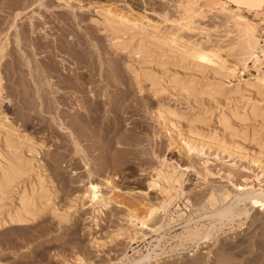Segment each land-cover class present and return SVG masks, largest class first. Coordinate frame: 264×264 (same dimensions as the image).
Listing matches in <instances>:
<instances>
[{
    "label": "rangeland",
    "instance_id": "rangeland-1",
    "mask_svg": "<svg viewBox=\"0 0 264 264\" xmlns=\"http://www.w3.org/2000/svg\"><path fill=\"white\" fill-rule=\"evenodd\" d=\"M0 1L4 2L5 0ZM25 1L22 0L21 2H24L25 4L26 2H31L29 0H27L26 2ZM45 1H47V3L50 2L49 4L52 6V8L49 9L50 13H45L43 10L39 9L37 3H33L31 4L32 6L23 11L24 15L21 14L23 17L21 18L22 21L18 19V22L21 21L22 24H28L29 20H31L36 24L38 23V25L40 24L39 27L37 26V29L42 28L40 33L46 36L48 42H50L54 38L57 30H50L51 24L48 23L49 21L47 20H49V18H47V16H56V13L60 12L63 13L64 16L71 17L72 12L70 8L57 6L54 0ZM184 1L185 0H70L69 2L73 4L74 7H81L79 10L74 11L75 13H77L78 17L82 18V22L79 23V28H76L77 31L79 30L81 34H84V29L90 31L92 34V41H95L93 43V45H95L89 47L91 51H93L92 48L95 47L94 51L98 53L97 55L96 52H92L94 54L92 57V60L94 61L93 63L99 64L103 60V63L105 64H107L108 62L112 64V62L116 61V63L114 62L116 66L117 62L120 63L118 64V67H121L120 72L122 73L124 81L126 80L127 83L131 86L134 83L133 74H131L130 71L126 70V67H131L132 65L131 68H133V66H137L138 64L136 62H132L134 61V59L132 58H136L138 56H129L127 50L124 51L123 49L122 51L120 50V52L118 51L116 54L113 52L112 48L109 45V41L106 40L108 38H106L103 33L101 34V32L97 30L98 28L94 27V24L89 21L90 17L99 19V14L94 11H100V9L110 8V10H113V12L116 10L115 12L117 14L122 15L123 13H125L124 16H128L127 18L130 20H136L138 16H142L145 18L143 20V23L156 27L159 31H161V33L178 31V34H181V36L184 37V40H188V38H190L192 41L202 42L204 46L212 48L214 51H216V54L219 56V58L225 61L224 64L226 67L232 66L236 59L235 56L228 51L236 32V27L232 22L233 13H230V11H234V13H239L245 16L249 21L255 24L260 23L262 20L260 17L254 16V12H247L246 9L242 6L234 5L228 0H197L193 8L195 10V13L197 12V14L200 15L194 17V27H196V30H180L179 25L182 23V21L178 17L179 11L176 6L178 3L183 4ZM217 1L222 3L221 7L215 6L213 4V2ZM2 2V5L0 4V13H2L0 14V20L8 21L11 17H9V15L7 14L8 11L6 12L4 10V6L6 5L7 0L6 3L4 2V4ZM22 3H20L21 5H19L23 6ZM53 5L56 7H54ZM87 7L89 8L87 9ZM96 7L101 8L98 10V8ZM2 8L4 12H1ZM163 13L166 14L165 20L162 18ZM41 14H43L44 16L47 15L45 19L47 25L43 24V18L45 17ZM28 18L29 20H27ZM18 22L17 24H19ZM177 28H179V30ZM67 29L68 28H66V30ZM227 31L231 32L228 37L225 36V34L228 33ZM38 32L39 30H36V33H34V35L32 36L34 37L35 35H39L40 33ZM81 36L83 40L84 36ZM43 55H47L49 57L51 56L47 53L43 54L38 52L36 55H34V58L36 59H34V61L38 62V60L43 59ZM104 56L106 59H104ZM169 56L168 58L170 59L178 58L177 56ZM9 58L10 57L8 56L4 57L1 64L7 61V59L9 60ZM96 58H101L100 60L102 61L97 60ZM53 59L58 64V66H63L59 62L63 59L64 63L62 62V64H66L64 66L66 70L61 69V71L64 75H70V73L72 72L75 73L74 64L72 67V60L65 56V54H60L58 55V58L54 57ZM150 59L151 58L147 57L146 60L150 62ZM170 59L166 60L165 62V68H169H167V71L166 69L162 68L161 70H159L160 72H156L155 81H157V83L160 82V84L165 85L167 83L166 80L168 79L167 76L171 78L170 76L173 75L174 77V74L178 75L179 78L191 77L192 79L197 80V83L199 84L203 83L202 81L206 80L216 82L220 79L218 75H214V71H216L217 68L213 65L210 66L213 69H209V72L208 69L204 70L194 65H189L188 69V64L186 65V62L188 63V61H186L187 59H182L185 63H181L180 61V67L178 66L179 58L174 59V61L173 59ZM111 60L113 61L111 62ZM212 61L216 63V61H219V59L217 57H214L212 58ZM84 64H81V68L77 71L80 73L82 72V76L88 78L90 77L89 71H87L83 66ZM184 64L185 66H187V68L184 66ZM149 65L152 66L153 63ZM195 67L200 74L202 71V75L197 74L198 72L196 71ZM156 68L157 67L154 66V69ZM163 69L164 72H162ZM0 70H2V67H0ZM132 70H134V68ZM181 71L185 74L181 73ZM241 71L242 70L238 68V72ZM161 72L165 75H161ZM98 73L93 72V79H102V77L97 76ZM179 73H181L180 76ZM187 73L190 76H186ZM191 74L193 77L191 76ZM193 74L198 77H195ZM55 75L56 74H53V78H50V80L52 79V82L54 81L53 79L57 80ZM117 75L114 76V78L113 76L109 75L105 78V80L103 79V81H106L108 78L111 80H116V78L120 76V73L118 76ZM213 75L219 79H217L216 77V79H214ZM2 77V85L4 90L2 91L0 97V121H3L6 127L16 130L15 134L18 133V137H21L22 139L28 138V140L31 141L34 145H43V148L45 150H43L41 153L42 158L47 162L46 165L48 171L50 170L49 172L54 179L53 182L55 183V187L57 186L56 189L58 192V199L56 201V207L61 210H67L65 207L70 206L69 201L74 198L77 193H80L82 191V184L78 182V177L81 173H83V168L82 165L80 166L81 163L78 161L79 155L77 153L68 151L70 148L68 144L69 141L63 138L65 135V131H62V129L57 125L60 124V121L57 119L56 113L59 108H57L58 104H56L55 99L59 103L58 107H60L58 113L61 112L62 118L65 117L63 120L67 121L68 118H66V116H69V114L72 115V113L74 114L77 112V110H75L77 108L73 104V101L75 100L76 102V100L78 99V94L76 93V95L73 92H70L68 94L67 91L63 92V90H59V92L56 93L55 96L52 94L50 96L47 93L49 95H47V99H50L48 103L50 101L52 102L49 103L52 109H49L50 111L45 109V111L43 109V105L42 107H40L39 104L42 99H39L40 101H37V99L34 98V94H32L31 86H33V83H31V85H28V88L24 89L23 87H26V85L24 83L22 84L21 82L19 83L20 78H18L17 75H15L13 79L11 78V80L8 81H6L4 74H2ZM163 77L164 79H166L162 80ZM157 78L159 81L157 80ZM159 78H161V80ZM242 78H251V75L250 73H244L242 75ZM221 81L223 84L222 88H225L221 93L223 95V99L221 101L217 99L218 101L216 100L215 102L213 101L211 103L200 102L204 105H200L199 102H190L194 101V99L192 100L188 98L190 100L188 101L183 97V95H178V93H175V97L171 96L167 91H165L164 93L161 92L158 95H154L153 90L151 89V91L148 87L150 86L148 82V84L145 83L142 93H139L137 91L136 86L131 87L133 89L131 94L133 97H135L134 99H136L137 102L134 101L132 103L130 100H128L127 105L131 103L134 107L130 109V112L127 115H122L124 121H122L123 119L120 118V121H122L123 123H120L119 126L121 127V131L123 132L131 130L137 131L139 129V131L137 132L143 140L141 145L136 146V148L134 146H130L129 148L128 145H124L125 147H127V149H132V152L136 153L137 156H135L134 154V157H130V155L129 163L127 162V164L122 168H118V171L117 169H115L116 171L114 170V172H112V170V173H109L110 175H113L115 172L117 173L114 174L117 181L116 183L123 191L112 193V197L115 201H117V203H123L125 201L123 204L132 209L139 216H146L148 210L147 208L151 205V202L153 206L155 204L157 207L159 205L162 206V202L160 203V201L162 200V194H160L159 191L157 192V189H148L146 187V184L150 180V176L154 173L153 169L161 165V161L164 158V161L166 162L165 166H162L163 171L172 172L175 169L178 175L183 172L181 186H183L182 189L184 192L180 196L177 191L173 193L170 192V203L166 207H164V209L162 208V211H160L162 218L165 219H162L160 222L163 227L161 228V230H159V233H149L143 237L144 231L146 230L139 228V226L137 225L132 229L126 228V232L128 233V235H133L134 237L132 241H129L126 235H120L112 239L110 238V235L115 233V231L118 229V226L120 227L126 221V218H123L124 216L122 210L115 208L108 214L106 213V215L100 216L98 218V226L94 229L90 226L91 224L88 221V212L90 211L91 207L89 208V205H86L87 199H85L84 205L86 207H83L82 210H78V208H73L71 210L68 209L69 214L72 217H76H74L75 220H72V222L67 225L58 224L55 219L51 220L53 218L49 213L47 214L46 212L42 214V216L40 215L38 220H34L32 222L23 224L10 223L2 225L3 227L0 226V264H75L78 258L82 260V264H131L132 262L139 259V257L146 254L151 248L152 252L149 251L151 256L154 254H158L157 259L145 264H264V209L252 208L250 209L247 217L245 215H240L239 217L234 218L233 221L229 222L226 219H223V221H220V223L215 222L213 227L211 226V228L210 224H213V222L216 221L217 218L207 216L215 207L224 205L223 203L225 202V200L221 201L219 198V194H221L219 192L222 189L228 190L229 193H231L230 196L240 192L238 190H235L236 186L243 188V190L252 188L264 191V170L257 165L258 162H263L264 159L259 158L257 159V163H252V159L254 160L257 158V155L255 154L258 147V144H256L257 141H264L263 95L261 92H255L259 95L253 93L255 96H253V94L251 93V98L253 97V101L257 99V104L260 106V118L258 117L255 118L257 120H253V118L249 116L250 118L248 117V122L246 121L247 123H242L236 120L232 116V113L233 111H237L238 114L241 115L244 111H248L247 105L244 104L245 102L242 100L240 96L241 94H235V96L232 98L228 97V94L230 92L232 93V91L238 90L239 86L241 87L240 79L238 77H228L221 79ZM57 85H59V83ZM32 98H34L35 101L32 100ZM160 100H162V102L166 105L169 104L168 106L170 108L174 107L173 109L176 108V111L179 110L178 112L180 113V120L176 121V124L178 125V129H180V133H172L175 137V142L170 138L169 135L172 131L168 132L165 127L155 122L152 119V114L149 112V110H147V107H144L146 102L156 103V101L161 102ZM30 102L33 104H31ZM189 102L192 104H190ZM208 103H210V105ZM71 104L72 107H75L70 108ZM206 105L208 108L206 107ZM199 107H202L201 109L205 110L206 115H204V111ZM196 108L198 109L196 110ZM190 110H192V112H190ZM220 113H223L229 119V124L233 129H237L236 131L238 134L240 133L241 135L245 136L244 138H241V135H238L239 137L237 136V139L234 138L236 140V144L240 147L241 150L239 149L236 152H230L231 147L226 140L229 136L228 132L230 131L222 133L219 127L216 129V120L217 116ZM65 114L66 116H64ZM201 114L204 120H201V122L203 121V124L200 122V124L202 125H200L201 127L199 128V135H202L200 144H202L203 142V145L205 146L200 145L198 140V142L195 139V141L193 139L191 141L189 136L190 130L187 131L188 129H190V127H188V120L190 119V117L192 118L193 115H198V117H200ZM206 116L208 117L205 121ZM24 117L26 118L24 119ZM62 118L59 117L60 120H62ZM24 120L25 124H23ZM109 120L113 122L112 118H109ZM243 124L245 125V127ZM242 129L247 130L246 132H243ZM252 133H256L255 136L253 135V137H255L256 139L252 137ZM185 136H188L186 137V139L189 140L188 143L190 144L187 143L186 139L184 138ZM209 137L211 138L209 139ZM214 137L218 141L214 139ZM211 139H214L215 141L212 142L210 141ZM181 142L183 144H179ZM205 142L207 143V145ZM178 144L180 145V147L184 145L183 150H181L182 148H180ZM191 144H193L194 146L192 147ZM189 145L190 148L192 147L191 149L189 148ZM116 146H118V144ZM178 147L180 148V150H178ZM138 151H140V153H138ZM69 153L72 154L70 155ZM58 156H63L62 161H67V163L62 162V166L60 167V165L55 166L53 163L48 162V159H50L51 157L57 158ZM77 161L79 162V164ZM152 164L154 166H152ZM186 166H189V169L193 167V169L191 168L190 170H187L185 168ZM59 167L61 168V171ZM184 168L187 171H185ZM95 179L98 178L96 177ZM159 182L162 188L169 189L170 186L169 184H167V182L161 179L159 180ZM213 188H215V191L213 190L211 192V197L206 196V192L208 193V191ZM59 192L61 193V195ZM230 196L226 199V202H228L232 197ZM205 199H210L211 201H209L208 203V200L205 201ZM140 202L144 204H141ZM212 202L214 205L210 206L209 204ZM207 203L210 207L207 205ZM199 207H201V209ZM236 208L249 209L251 208V206L248 201H245L243 203L241 202ZM5 212L6 209L4 210V213ZM201 217L208 218L202 219ZM191 220L194 221L192 222ZM185 223L188 224L186 226H183V224ZM147 224H150V222L148 221ZM207 228L212 230L208 239H205L206 241L203 240L202 242H199V244H196V240L201 237V235L206 231ZM190 229L191 232L189 231ZM192 231H194L195 233H192ZM190 233H192L193 235H190ZM94 240H98V242L102 246L97 247V245H92L91 242Z\"/></svg>",
    "mask_w": 264,
    "mask_h": 264
},
{
    "label": "bare ground",
    "instance_id": "bare-ground-1",
    "mask_svg": "<svg viewBox=\"0 0 264 264\" xmlns=\"http://www.w3.org/2000/svg\"><path fill=\"white\" fill-rule=\"evenodd\" d=\"M21 1L7 0V3L6 0L4 1L6 3V5L4 6L5 8L4 10L6 12L7 11L10 12V13L7 12V14L11 18H9V20L7 19L8 21L0 20V67H2V70H0V97L2 91L4 90L2 85V79H3L2 74H4L6 81L11 80V78L13 79V77L17 75L18 78H20L19 83L21 82L22 84L24 83L26 85V87H23L24 89L28 88V85H31V83H33V86H31L32 94H34V98L37 99V101L39 99H42L41 102H39V104L40 107H42L43 105L44 110L47 109L48 111H50L52 109V107L49 104L52 102L50 101L48 103V101L50 100L47 99L48 94L50 96L51 94L55 96V94L58 93L59 90L60 91L63 90V92L67 91L68 94L70 92L78 94V95L76 94L78 96L76 102L75 100L73 101V104L77 108L75 109L77 110V112L74 114L72 113V115L69 114V116H66L65 114L64 116L68 118L67 121L63 120L65 117L62 118L61 112L58 113V111L60 110V107H58L59 103L56 99L55 102L56 104H58L57 108H59L56 114H57V119L60 121V124L57 125L62 129V131H65L64 132L65 135L63 138L69 141V143L67 142L70 147L68 151L77 153L79 155L78 161L81 163L80 166L82 165L83 168V173H81L78 177L79 178L78 182L82 184V191L80 193H77V195L74 196V198H72L69 201L70 206L65 207L67 210L63 208H62L63 210H61L58 207H56V201L58 199V192L56 189L57 186L55 187V183L53 182L54 179L50 175L49 172L50 170L48 171L46 165L47 162L42 158L41 153L43 150H45L43 148V145H34L31 141L28 140V138L22 139L21 137H18L19 134L18 133H17L18 135L15 134L16 130L6 127L4 122L0 121V226L10 223L23 224V223L32 222L34 220H38L40 215L42 216V214L46 212L47 214L49 213L53 218L51 220L55 219L58 224L67 225L71 223L72 220H75L74 217H76V216L72 217L69 214L68 209L71 210L73 208H78V210H82L83 207H86L84 205V200L87 199L86 205H89V208L91 207L90 211L88 212L89 214L88 221L91 224L90 226L94 229L98 226V218L100 216L106 215V213L108 214L110 211H113V209L115 208L122 210L124 216L123 218H126V221L124 220L125 223L122 222L123 225H121L120 227L118 226V229L115 231V233L110 235V238L112 239L120 235H126L129 241L130 240L132 241L134 237L133 235L131 236L128 235V233L126 232V228L132 229L137 225L139 226V228L146 230L144 231L143 237L149 233H159V230H161V228L163 227L162 224L160 223L161 220L163 219L160 211H162V208L164 209V207H166L170 203V199H171L170 192L173 193L177 191L179 196L184 192L182 189L183 186H181L183 172H181L178 175L175 169L172 172L163 171L162 166H165V162H166L164 161V158L161 161V165L153 169L154 173L150 176V180L146 184V187L148 189H157V192L159 191V193L162 194L161 196L162 200L160 201V203L162 202V206L159 205L157 207L156 204L153 206L152 202L150 201L152 206L149 203L151 207L150 206L148 208L146 207L148 209L147 214L145 213L146 216H139L132 209L127 207L125 204H123L125 201L123 203H117V201H115L112 197V193L120 192L122 190L120 186L116 183L117 182L116 177L114 176L116 172L113 175H110L109 173L114 172L115 169H117L118 171V168H122L124 165L127 164V162L129 163L130 155H131L130 157H132L134 154L135 156H137L136 153L132 152V149L131 150L127 149V147H125L124 145H128L129 148L130 146H134L136 148V146L141 145L143 140L140 137L139 133L137 132L139 131V129L137 131L124 130L125 132H123L121 131V127L119 126L120 123H123L122 121H124L122 115L124 114L127 115L130 112V109L134 107L131 103L127 105L128 100H130L132 103L134 101L137 102V100L134 99L135 97H133L131 94L133 90L131 87L136 86L137 91L139 93H142L145 83L146 84L149 83L150 86L148 87L150 88V90L151 89L153 90L154 95H158L161 92L164 93L165 91H167L171 96L175 97V93H178V95L179 94L183 95V97L188 101H190L189 99L192 100L194 99V101H190V102H194V103L199 102L200 105L201 104L204 105L203 103L200 102L211 103L213 101L215 102L217 99H219L220 101L223 99V95L221 93L224 91L225 88H222L223 84L221 79L228 77H238L240 79L241 87L239 86L238 90L232 91V93L230 92L228 94V97L232 98L235 96V94H241L240 96L242 100L245 102L244 104L247 105L248 111L246 112L244 111L241 115H239L237 111H233L232 116L236 120L242 123L246 121L248 122L249 116H251L253 120L258 117L260 118L261 116L260 106L257 104L258 103L257 99L253 101L252 99L253 97L251 98V93L253 94L255 92H261L264 99V0H228L232 2L234 5L242 6L243 8L246 9L247 12H254V16L260 17L262 19L260 23L255 24L249 21L245 16L239 13H234V11H230V13H233L232 22L236 27L234 39L228 49V51L232 55H234L236 59L233 65L230 67L225 66L224 64L225 61L221 60L219 56L216 54V51H214L212 48H208L204 46L202 42L192 41L190 38H188V40L187 39L184 40V37H182L181 34H178L177 29L179 30V28L180 30L185 29L188 31L196 30V27H194L195 25L194 17L200 15L197 14V12L195 13V10L193 8L197 0H185L183 4L181 3L177 4L176 8L179 11L178 17L179 19H181L182 23L179 25L180 27L176 29L177 32L169 31L168 33H161V31H159L156 27L143 23V20L145 18L142 16H138L136 20L134 19L130 20L127 18L128 16L127 17L124 16L125 13L121 15V14H117L115 12L116 10L114 12L113 10L111 11L110 8L100 9L101 7L100 8L96 7L98 8V10L100 9V11H94L99 14V19L90 17L89 21L94 24V27L98 28L97 30L101 32V34L103 33L106 36V38H108L106 40L109 41L110 43L109 45L112 48L113 52L116 54L118 51L120 52V50L122 51L123 49L124 51L127 50L129 56L131 55L135 57L138 56L136 58H132L134 59V61L132 62H136L138 64L137 66H133L134 70H132L133 68H131L132 65L131 67L130 66L126 67V70L130 71V73L133 74L134 83L131 86L127 83L126 80H125L126 82L124 81L122 73L120 72L121 67H118V64L120 63L117 62V66H116L115 64L116 61H114L115 62L114 63L112 62L113 60H111L112 64H110L109 62L105 64L103 63L104 60L103 61L100 60L101 58L100 59L96 58L97 60L102 61L101 63L99 64L93 63L94 61L92 60V57L94 54L92 52L94 51L95 47L93 48L91 47L93 51H91L89 48L90 46L95 45V44L93 45L95 41L94 42L92 41V34L90 31H87L86 29H84L85 32L83 31L84 34H81V32L79 30L77 31L76 29L77 27L79 28L80 26L79 23L82 22V18L78 17L77 13H75L74 11L79 10L81 8L80 6L74 7L73 4L69 2L70 0H54L57 6L70 8L72 12L71 13L72 16L71 17L64 16V14L60 12L59 13L55 12L57 15L54 13L56 16H52V17H48L49 15L44 16L43 14H41L42 16L45 17L43 18V24L44 25L46 24L45 19L47 16V18H49V20L47 21H49L48 23L51 24L50 30L51 29L57 30L52 41L48 42L47 37L44 36L42 33H40L42 28L37 29L40 24L38 25V23L37 24L34 23V21L29 20V18L27 19L29 20L28 24L24 22L23 23L26 25L22 24L21 18L23 17L21 14H23V11H25L27 8L32 6L31 4L33 3H37L39 9L43 10L45 13H50L49 9L52 8V6L49 4L50 2L47 3V1L45 0H29L31 2H26L27 0L26 1L24 0L26 2L25 4L24 2L22 3ZM1 2L2 1H0V4ZM4 2L2 3L4 4ZM19 2L22 3L23 6H20L21 4ZM213 4L219 7L222 6V3H220L219 1L213 2ZM88 8L89 7H87V9ZM1 12H4L3 8L1 9ZM162 18L164 20L166 19L165 13L162 14ZM18 19H20L21 21L18 22ZM17 22L19 24H17ZM66 28L68 29L66 30ZM36 30H39L38 33L40 34L35 35L33 37L32 35L36 33ZM230 33L231 32L229 31L227 34H225V36L228 37ZM80 34L84 36L83 40ZM38 52L43 54L44 53L50 54L52 57L43 55L44 56L43 59H40L38 60V62H35L34 55H36ZM57 54L58 55L65 54V56H67L70 60H72L71 61L73 62L72 67L74 64L75 73L72 72L73 74L70 73V75L69 74L64 75L62 73L61 69L66 70V68L64 67L66 64H62L63 59L60 61L57 60L60 62L61 65H63V66H58V64L53 59L54 57L58 58ZM169 55H172V57L177 56L179 58L178 66L180 65V61L181 63L184 61L182 59H187L186 61H188V63L186 62V65L188 64V69H189V65L190 66L194 65L196 67H200L201 69L209 70V69H213L210 67L213 65L217 68V70L214 69L216 70L214 71V75L215 74L216 76L218 75L220 79L213 75V78L214 79L217 78L219 79V81L211 82V80L210 81L206 80V81H202L203 83L199 84L197 83V80H194L191 77L179 78L178 75L174 74V77L173 75L170 76L171 78L167 76L168 79L166 80L167 83L165 85L160 84V82L157 83V81H155L156 80L155 74L157 71L161 70L162 68L166 69L167 71L168 67L165 68L166 66L165 62L166 60L170 59L168 58ZM6 56L10 57L9 60L7 59V61L1 64L2 60ZM147 57L151 58L152 61L150 59V62H148L146 60ZM214 57H217L219 61H216V63H214L212 61V58ZM178 58H174V59H178ZM104 59H106L105 56ZM172 59L173 58H171L170 60ZM151 63H153L152 66L149 65ZM81 64H84L83 66L86 68L87 71H89L90 77L86 78L82 76V72L80 73L77 71L81 68L80 67ZM154 66L157 68L154 69ZM185 67L187 68V66ZM196 67L195 69L198 72ZM238 68H240L242 71L238 72ZM164 69L162 70V72H164ZM5 70H6V75H5ZM93 72H97V73L99 72L97 76L102 77V79L99 78L93 79L95 74V73L93 74ZM162 72L161 75L164 74ZM52 73L56 74L55 77L57 78V80L53 79L54 80L53 82L51 81L52 79L50 80V78L53 75ZM117 73L118 75L120 73L119 76L120 78L117 77L116 80H111L108 78L106 81H103V79L105 80V78L109 75L113 76L114 78V76H116ZM181 73L183 72L181 71ZM181 73H179V76ZM244 73H250L251 78L243 79L242 75ZM197 74L202 75V71L201 74L199 72ZM187 75L188 73L186 74V76ZM159 79L161 80V78ZM165 79L164 77L162 78V80ZM58 83L59 85H57ZM253 96L255 95L253 94ZM34 98H32V100L35 101ZM43 100L46 103H44ZM160 101L161 102L156 101V103L146 102L144 107H147V110H149V112L152 114V119L155 122L165 127L166 130H168V132L172 131L169 135L170 138L174 141L175 137L172 133L173 132H176V134L180 133L179 132L180 129H178L177 127L178 125L176 124L177 123L176 121L180 120V113L178 112L179 110L176 111L177 110L176 108H175L176 110L173 109L174 107L170 108L168 106L169 104L166 105L162 102V100ZM210 103L208 104L210 105ZM53 104H54V100H53ZM74 107H72L71 104L70 108H74ZM197 109L198 108H196V110ZM201 110H203L204 115H206L205 110L204 109ZM190 112H192V110H190ZM202 114L201 116L199 115L200 117H198V115L195 116L193 115L192 118L191 117L190 119L188 118L189 119L188 127H190V129H188L187 131L190 130L189 133L190 139L191 141L192 139L193 140L195 139L196 141L198 140L199 144L202 139L201 137L202 135H199V128L202 126L200 124L201 120L203 119ZM59 117H61L62 120H60ZM207 117L208 116H206L205 121ZM25 118L26 117H24V119ZM109 118H112L114 125L113 122L110 121L111 119L109 120ZM120 118L123 120L120 121ZM23 124H25V120ZM218 127L221 129L222 133L230 131L228 132L229 136L226 139L231 147L230 152H236L237 150H239L240 147L236 144V140L234 138L237 139L239 137L238 135L241 134L237 133L236 131L237 129L232 128V126L229 124V119L223 113H220L217 116L216 129ZM244 130L245 129H242L243 132H246L247 129L245 131ZM253 135L255 136L256 133L255 134L252 133V137ZM186 137L188 136H185L184 138L186 139ZM215 137L214 139L217 138ZM240 137L244 138L245 136L241 135ZM210 138L211 137H209V139ZM214 139H211L210 141L213 142L215 141ZM186 141L188 143L189 140L186 139ZM117 144L118 146H116ZM179 144H183V143L181 142ZM179 144L178 146L180 147ZM256 144H258L255 153L257 155V158L254 160L252 159V163H257L258 161L257 159L259 158L264 159V141L260 142L258 140ZM191 145L192 147L194 146L193 144ZM200 145L205 146L203 145V142ZM183 146L184 145L180 147L182 148L181 150H183ZM180 148L178 150H180ZM138 153H140V151H138ZM69 154L71 155L72 153ZM62 160H63V156H58L57 158L51 157L50 159H48V162L53 163L55 166L60 165L61 167L62 162L67 163V161H62ZM257 165L264 170V161L258 162ZM152 166L154 165L152 164ZM185 168L187 170H190L191 168L193 169V167L189 169V166H186ZM96 177L98 179H95ZM160 179L164 180L165 182H167V184H169L170 186L169 189L168 188L164 189L160 186L159 184ZM214 189L215 188L210 190L208 189L209 190L208 193L206 192V194L205 193L204 194L206 196L211 197L212 195L211 192ZM235 190L236 191L238 190L240 192L231 195L232 197L230 196L231 193H229L228 190L226 189L220 190L219 193L221 194H219V198L221 201L225 200L226 202V199L229 198V196L231 198L229 199L228 202L226 203L224 202L223 203L224 205H220L219 207L214 206L215 208L211 210V212L209 213L210 215L209 214L207 215L208 217L217 218V220L214 221L213 224H210V228L211 226L213 227L215 222L220 223V221H223V219H226L229 222V221H233L234 218L239 217L240 215L241 216L245 215L247 217L250 209L252 208L264 209L263 190H257L252 188L243 190V188L239 186H236ZM206 200H208V203L209 201H211L210 199H205V201ZM245 201H248L251 208L249 209L236 208L241 202L243 203ZM209 205L211 206L214 204L212 202ZM199 208L201 209V207ZM5 209L6 212L4 213ZM208 217L205 218L203 217V218L206 219ZM148 221L150 222V224H147ZM187 224L185 223L183 224V226L184 225L186 226ZM189 231L191 232V229ZM211 231L212 230L209 228H207L205 232L203 231L204 233L201 235V237H199L198 240L195 239L196 244H199V242H202L205 239L207 240L208 237L210 236ZM192 233L195 232L192 231ZM192 233H190V235H193ZM91 243L92 245H97V247L102 246L98 242V240L96 241L94 240ZM151 249L149 251H151ZM149 251L143 256L139 257V259H137L136 261L132 262L131 264H145L156 260L158 254H154L151 256ZM76 261L77 262L75 264H82V260H80L79 258Z\"/></svg>",
    "mask_w": 264,
    "mask_h": 264
}]
</instances>
